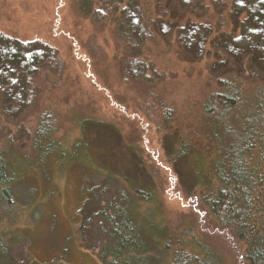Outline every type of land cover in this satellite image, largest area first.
I'll use <instances>...</instances> for the list:
<instances>
[{"label": "rangeland", "instance_id": "obj_1", "mask_svg": "<svg viewBox=\"0 0 264 264\" xmlns=\"http://www.w3.org/2000/svg\"><path fill=\"white\" fill-rule=\"evenodd\" d=\"M237 1L144 0L152 28L147 39L125 49L126 60L112 23L83 17L75 0H0V33L50 45L64 65L59 79L42 73L25 116L14 124L0 121V147L14 161L13 170L23 168L14 184L17 203L0 211V236L20 240L0 264H99L96 257H105L101 249L112 238L113 223H120L128 196L146 230L154 224L173 235L170 256L187 241L192 255H200L196 244L204 243L225 264H244V247L237 250L208 214L191 208V197L200 199V191L192 181L179 184V166L169 158L188 140L204 144L202 105L208 95L222 92L214 75L227 68L216 65L214 53L209 63L197 62L211 34L202 23L213 26V39L232 34ZM227 39L221 40L226 50L232 48ZM140 80L154 87L138 88ZM43 115L53 117V140L66 157L38 163L31 138ZM22 158L36 163L20 165ZM137 188L153 199L137 198Z\"/></svg>", "mask_w": 264, "mask_h": 264}, {"label": "trees", "instance_id": "obj_2", "mask_svg": "<svg viewBox=\"0 0 264 264\" xmlns=\"http://www.w3.org/2000/svg\"><path fill=\"white\" fill-rule=\"evenodd\" d=\"M75 2L83 17L112 23L122 40L121 57L126 60L125 49L132 47L141 37L147 39L146 34L152 28L144 0ZM234 10L239 21L232 34L213 39V26L202 23L211 34L202 42L203 52L197 62L208 60L209 63L214 53L216 65L227 68L221 75H214L222 92L208 95L202 105L203 120L207 123L204 144L188 140L180 150L174 147L169 158L179 166V184L186 187L185 184L192 181L193 190L200 191V199L191 197V208L197 209L203 217L208 214L213 225L235 244L237 250L241 251L239 245L244 247L240 256L244 264H264V0H238ZM207 12L205 9L204 16ZM225 39L229 47L232 45L231 49H224L221 40ZM63 68L58 51L50 45L41 41L24 42L0 33V121L7 124L18 122L16 120L27 114L36 98L34 87H38L42 73L48 71L57 76ZM141 75L146 76L145 70ZM137 85L138 88L145 86L146 90L154 87L143 80ZM52 118L50 115L41 116L31 138L32 150L38 151V163L42 158L52 159L57 154L66 157L62 145L53 140L57 127ZM93 121L90 124L94 125ZM85 126L81 125L82 137ZM26 162L36 163L22 158L20 165ZM14 166V161L0 147L2 212L10 211L17 203L14 184L19 182L23 168L13 170ZM198 166L201 168L196 170ZM144 190L137 188L136 197L142 201L153 199V194ZM127 202V207L119 214L120 223L118 226L113 223L109 244L101 249L105 257H96L99 264H225L204 243L196 244L204 257L190 254L187 241L170 256L173 235L167 228L161 230L154 224L146 230L140 223L141 218L132 211L130 202L133 199L128 196ZM6 237L5 233L0 236L1 261L8 248L20 240L8 236L7 241Z\"/></svg>", "mask_w": 264, "mask_h": 264}]
</instances>
